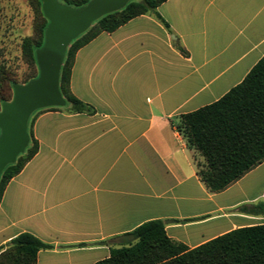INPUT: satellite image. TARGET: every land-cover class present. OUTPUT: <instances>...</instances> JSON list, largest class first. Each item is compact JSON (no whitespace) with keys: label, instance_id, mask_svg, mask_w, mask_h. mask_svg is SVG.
I'll return each instance as SVG.
<instances>
[{"label":"crops","instance_id":"0c3cea01","mask_svg":"<svg viewBox=\"0 0 264 264\" xmlns=\"http://www.w3.org/2000/svg\"><path fill=\"white\" fill-rule=\"evenodd\" d=\"M263 57L264 0H166L81 47L70 89L93 113L36 114L38 151L0 197V250L30 233L51 246L37 264H95L151 220L190 249L264 224V162L209 192L176 128Z\"/></svg>","mask_w":264,"mask_h":264},{"label":"trees","instance_id":"16d2710c","mask_svg":"<svg viewBox=\"0 0 264 264\" xmlns=\"http://www.w3.org/2000/svg\"><path fill=\"white\" fill-rule=\"evenodd\" d=\"M82 7L91 0H59ZM166 0H132L119 11L97 20L67 49L60 73V91L71 113H93V108L76 98L70 89V77L77 51L103 32H113L129 20L156 12ZM39 25L37 37L25 38L23 55L36 73L21 84L38 77L35 52L44 44L49 21L42 3L36 0ZM157 15V14H156ZM164 25L166 22L159 16ZM182 50V49H181ZM183 51V50H182ZM20 84L4 65L0 66V106L13 98V85ZM43 110V109H42ZM1 111V109H0ZM36 111L29 121L30 142L14 164L0 176V197L8 182L18 175L36 155L38 143L32 132ZM190 149L199 154L198 176L207 190L220 193L264 162V57L244 80L218 101L182 115L176 125ZM130 242L113 247L110 256L95 264H264V224L245 226L218 236L195 248L168 236L162 220H151L127 234ZM50 245L30 233H21L0 250V264H37L38 253Z\"/></svg>","mask_w":264,"mask_h":264},{"label":"water","instance_id":"95a60500","mask_svg":"<svg viewBox=\"0 0 264 264\" xmlns=\"http://www.w3.org/2000/svg\"><path fill=\"white\" fill-rule=\"evenodd\" d=\"M40 1L49 25L43 46L35 52L39 73L26 84H14L12 100L1 104L0 176L28 147L31 116L38 110L66 106L60 91V73L72 41L97 20L121 10L132 0H91L78 8L59 0Z\"/></svg>","mask_w":264,"mask_h":264},{"label":"rangeland","instance_id":"374dc122","mask_svg":"<svg viewBox=\"0 0 264 264\" xmlns=\"http://www.w3.org/2000/svg\"><path fill=\"white\" fill-rule=\"evenodd\" d=\"M38 25L36 0H0V66L20 84L36 73L23 55L22 44L25 38L37 37Z\"/></svg>","mask_w":264,"mask_h":264}]
</instances>
